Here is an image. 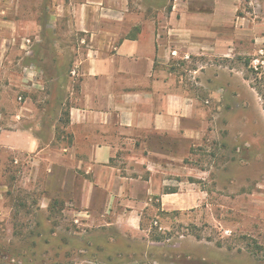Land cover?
Returning a JSON list of instances; mask_svg holds the SVG:
<instances>
[{"label": "rangeland", "instance_id": "374dc122", "mask_svg": "<svg viewBox=\"0 0 264 264\" xmlns=\"http://www.w3.org/2000/svg\"><path fill=\"white\" fill-rule=\"evenodd\" d=\"M85 1L19 2L39 28L26 41L32 63L25 68L38 70L44 84L27 92L36 108L28 122L38 128L42 157L49 159L61 160L70 143L68 115L81 85L71 78L75 65L87 55L111 53L135 26L166 29L169 41L181 43V31H172L180 30V18L168 14L176 0H124L121 14L100 9L102 16H79L75 8ZM236 1L237 14L247 18L234 35L230 62L212 50L186 58L184 44L172 56L168 72L198 100L204 135L191 145L174 141L177 160L132 164L141 172L150 164L152 177L142 175L156 191L144 200L140 230L101 225L116 218L110 213L90 226L75 222L93 216L53 195L48 163L34 161L36 153L4 154L0 264H264V0Z\"/></svg>", "mask_w": 264, "mask_h": 264}, {"label": "crops", "instance_id": "0c3cea01", "mask_svg": "<svg viewBox=\"0 0 264 264\" xmlns=\"http://www.w3.org/2000/svg\"><path fill=\"white\" fill-rule=\"evenodd\" d=\"M20 1L0 0V165L4 154L18 157L36 153L34 161L48 163L46 180L53 195L74 205L79 214L93 216L92 221L75 222L90 226L110 213L116 218L101 225L139 231L144 200L156 191L151 180L142 175L150 174V164L142 172L132 164L177 160L174 141L191 145L204 135L198 122L202 115L198 100L186 95L168 72L172 56L184 44L186 58L212 50L214 56L230 62L236 52L234 35L244 25L241 20L247 18L237 14L241 3L176 0L168 14L170 19L180 18V30L172 31L177 35L181 31V43L169 41L166 29L135 26L130 28L133 35L124 37L111 53L87 55L75 65L71 78L81 83L80 97L69 111L70 143L59 154L60 160L42 157L46 148H41L38 128L28 122L36 108L27 92L41 88L44 81L31 80L25 73V67L32 63L26 41L34 30L39 33V28L21 10ZM87 3L101 8L88 7ZM124 5V0H86L75 12L98 17L102 16L100 9H111L121 14ZM259 40L264 44V22ZM20 96L25 102H18ZM117 163L126 165L123 168ZM120 207L121 215L116 213Z\"/></svg>", "mask_w": 264, "mask_h": 264}, {"label": "built area", "instance_id": "2783aa9c", "mask_svg": "<svg viewBox=\"0 0 264 264\" xmlns=\"http://www.w3.org/2000/svg\"><path fill=\"white\" fill-rule=\"evenodd\" d=\"M25 73H26V76L28 78H30L31 80H36V79L41 78V75H40L38 70L37 71H32V70L30 71V68H25ZM17 100H18V102H25L23 96H20Z\"/></svg>", "mask_w": 264, "mask_h": 264}, {"label": "trees", "instance_id": "16d2710c", "mask_svg": "<svg viewBox=\"0 0 264 264\" xmlns=\"http://www.w3.org/2000/svg\"><path fill=\"white\" fill-rule=\"evenodd\" d=\"M5 264V263H4Z\"/></svg>", "mask_w": 264, "mask_h": 264}]
</instances>
